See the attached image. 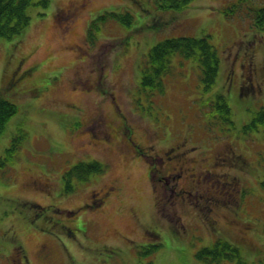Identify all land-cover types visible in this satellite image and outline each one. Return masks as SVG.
I'll return each mask as SVG.
<instances>
[{
    "label": "rangeland",
    "instance_id": "obj_1",
    "mask_svg": "<svg viewBox=\"0 0 264 264\" xmlns=\"http://www.w3.org/2000/svg\"><path fill=\"white\" fill-rule=\"evenodd\" d=\"M53 1L44 9H29L31 27L24 38V32L0 37V94L17 107L0 136V160L6 162L0 166V264H23L25 258V264H209L197 253L218 237L236 245L244 262L258 260L246 256L239 235L254 247L264 239V124L252 121L264 106V93L236 97L232 89V96L225 97L234 120V128L225 132L248 143L249 159L255 155L254 178L244 186L252 171L214 159L227 142L222 136L213 143L214 133L196 125L197 112L189 110L183 123L173 121L178 116L165 119L173 123L170 135H157L149 118L158 124L163 114L151 101V91L139 85V73L146 52L169 36L167 30L196 36L208 32L220 56L215 84L200 92L198 79L188 84L175 80L158 101L161 97L163 106L174 112L175 105L187 107L190 88L200 97L197 105L214 95L222 97L228 68L233 71L229 83L241 75L254 88L264 81L263 43L255 47L253 63L243 62L244 50L254 35L264 41L263 23L252 24L245 16L230 14L227 5L223 8V2L236 0H191L182 12L170 2L160 6L163 0ZM104 9L130 12L131 25L99 17L95 29L91 25ZM158 15L165 21L161 25L155 22ZM190 128L189 144L197 147L170 150ZM133 142L143 150L137 152ZM233 147L240 148L235 142ZM147 150L166 153L169 160H154ZM94 158L101 161L100 172L64 183V171ZM178 161L186 162L187 169L180 171ZM152 164L158 171L149 175ZM234 175L238 182L221 189L223 179ZM106 186L115 187L107 204L77 209L99 198L90 194ZM157 243L161 246L151 250Z\"/></svg>",
    "mask_w": 264,
    "mask_h": 264
},
{
    "label": "trees",
    "instance_id": "obj_2",
    "mask_svg": "<svg viewBox=\"0 0 264 264\" xmlns=\"http://www.w3.org/2000/svg\"><path fill=\"white\" fill-rule=\"evenodd\" d=\"M53 2H55V0ZM167 2H170L171 6H174L175 10H177L178 12H182L188 9L191 0H163L162 5L160 6H165L166 5L165 3ZM250 2L252 3L251 0ZM250 2L249 0H236V1H231L229 3L223 2L224 4L223 3L222 4L224 5L223 8L227 5L226 9L230 14L234 13L239 16H245L246 18L250 19L252 24H259L260 22H262L263 24H261V26L264 27V4L254 5L252 3L253 4L252 5L250 4ZM50 3L51 0H0V37L9 38L15 35H18V37H20L21 33L24 32L23 34V38H24L26 34L29 32V28L31 27L30 26L31 17L29 14V9L31 7H39L41 9H44L48 7ZM139 3L140 5H142L141 1ZM247 4L250 6L249 12L246 10ZM125 8L129 10V8L127 7ZM50 13L52 14V11ZM129 13L130 12L124 10L123 13H121V12H116L114 9H104V11L99 16L97 15L91 26H94V28L96 29L97 28L96 22L98 23L99 20H103L106 18L115 19L126 25H131L133 16L131 15V13L130 14ZM175 16H176L175 12L167 16L168 22ZM97 18H99V20H97ZM155 22L157 23V25H161L165 21L162 20L161 16L158 15V20H155ZM170 23L172 24V22ZM167 32H169L167 34L169 35L168 37L159 40L148 49V51L146 52V59L141 62L140 73H139V85L142 88L144 89L147 88L151 91L150 93H152L151 95H153L152 97H150L151 101L153 103L158 104L157 107H159V109L162 111L163 114L158 124L155 123V121L153 120L154 117L149 118L152 121V123H154L158 128V132H156L157 135L159 136V134H161L164 131L165 133L166 132L168 134L170 133L169 131L170 125H173V123L172 122L166 123L165 119L167 120L172 116H178V118L174 119L173 121L176 123H183L187 121L186 116L187 113H189V110L197 112L196 116L199 119L196 122V125L201 127L202 129L204 128L203 130L205 133L206 132L207 133L210 132L211 134L214 133L213 136L214 139L212 140L211 138L212 142L216 143V141L222 139V136L224 137L222 140L225 141V143L227 142L226 143L227 147L226 145H223L222 147H220V150H218L215 153V155L213 154L214 159L221 164L224 163H227L228 165L230 164L232 165V168L242 169L243 171H247V170L252 171L250 178L248 177L244 181L246 182L244 186H246L254 178L255 167L253 161L255 155L252 154L253 159L252 158L249 159L245 152V149L249 148L248 143L243 142L242 140L239 139V137H237L232 133L228 134V132H225V130H227V128L229 127L231 129L234 128V120L232 118L233 113L231 110L230 103L226 98L228 97V95L232 96V91H233L232 89L235 90L236 97H240L239 96L240 94H243V97L245 96L253 97L251 94L254 95V92L257 93L256 97H262L264 93V88H263L264 81H261V83H259L260 84L259 86L257 85L256 87L253 88L251 81H246L244 83V80L240 78L241 75H239V79H236L235 81L229 83L228 81L230 79H233V77H231L232 73H230V68H228V73L225 76V80H227V82L225 81L221 85V87L224 89V93L219 94L222 97H218L214 95V97L208 99L207 102H202L200 105H197L196 100L197 102H199L198 99L200 97H194L192 90L193 88L192 89L190 88L189 89L190 91L189 90L186 91L187 93L186 95L190 99V102L187 105V107L175 105L174 107L175 109L173 112L171 108L167 106L165 107L163 106L164 105L162 102L163 99H161V97L168 95L167 93L169 92V89H172L175 80H180V81L183 80L184 82H186V84H188L190 81L193 80L197 81L198 79L199 80L198 85H200L199 88L200 92L209 90L215 84L218 75L220 56L218 54V51L211 44L210 41L211 35L208 32H205L199 36L175 34V32L177 31H170V29L167 30ZM261 40L262 38L257 35H254L252 38L249 39V42L247 43L248 47L247 49L244 50V53L246 54L244 58L246 59L243 60V62L246 61L250 63L254 60L253 57H254L255 47L259 45V43H263L262 45L259 46H261L262 49L264 50V41ZM224 51L225 49H223L221 53L223 54ZM194 65L196 66L197 71H195ZM262 67H263L262 69L264 75V65H262ZM191 69H194V71H192ZM27 72L28 70L26 69L25 73ZM236 85L238 86L236 87ZM185 87L187 88V85ZM251 87L253 88V90L251 89ZM258 89L261 91H259ZM215 91L216 90H214V92ZM226 91L228 92L227 94ZM214 92L212 91V93ZM158 96H161L159 97L160 101H158ZM2 97L5 96H2L0 94V136L3 135L5 125L7 124L9 119L16 113V109H17L16 105L13 102ZM166 107L168 108V110ZM255 115L257 116L252 118L253 123L255 121H260L262 124H264V106H262L259 109V112ZM159 128H162L163 131H160ZM194 128H195L193 129L194 132L197 133L198 129L196 127ZM210 128H213L212 132L211 130H207ZM190 129L191 131H188L186 136L180 138L177 142L174 143L175 145H171L169 149L172 150L177 148L176 151L178 152L181 151L182 153L186 149L189 150L197 147L189 144V138L193 133L192 128ZM125 130H129L127 123H125ZM175 134L177 136H180L179 133L175 132ZM161 137L163 138V133L162 135H160V138ZM187 141L188 144L186 143ZM233 142L237 143L240 146V148L235 149L233 147ZM12 144L13 145H11V147L9 148L10 150H12L13 147L16 145L15 142H13ZM134 145L137 146L138 144H134ZM141 148L137 146L136 151L143 150ZM9 149H7V151H9ZM149 150H147V152L146 151L144 152L150 153V151L155 150V147L152 150L150 151ZM256 150H260V148ZM140 154L143 155L144 153L140 152ZM165 154L162 153L160 154L156 152L155 155L150 153V156L152 155L151 158L154 160H159V158L161 159L166 158L168 161L169 159ZM202 154H203L202 158L207 157V155L205 156L206 153L202 152ZM175 156H178V154H174V157ZM190 157H191L190 160H192L193 159L192 157L195 156L192 155ZM94 160L99 161L96 158L86 162L85 160H80L77 163V165H75L71 170L69 169L70 170L68 174L69 177L67 176L68 179L66 178L67 181L65 182L66 183L71 182L72 184L73 178L86 179L87 176L90 175L91 173L100 172L101 161H99V163H96ZM4 162H5L4 159H1L0 166ZM185 163L186 162L178 163V168L180 169V171L187 169V165L185 166ZM171 166L173 170L176 169L175 165H171ZM148 171L150 175L155 171L157 172L158 168L157 166L155 167V164H152L151 166H149ZM73 172L74 174H72ZM237 177L238 176L234 175L230 179H223L222 183L221 184L219 183L221 189L228 188V186L232 188L233 186L231 187V185L234 184L235 181L238 182ZM221 179L222 178H220V180ZM157 187L158 186L156 185L155 188ZM155 188L152 187V190L156 191L157 189ZM239 188H241L242 190L243 186ZM218 189L220 188L218 187ZM241 190L237 194L236 200L239 199ZM101 196L102 195H100L98 199H100ZM98 199L96 198L95 200L94 199L91 200L92 201L91 205L95 206L97 203L96 201ZM108 200H106L105 204L108 203ZM154 227L160 228L155 225ZM251 230H253V228H251ZM149 231L151 230L149 229ZM150 234H152L153 237L154 235L158 237L157 232H151ZM254 234L257 235L256 232ZM239 240L242 242L239 244L242 246L246 256L252 255L254 257H259L258 260L244 262V260L240 256L239 248L230 241L222 237H218L211 247L203 248L202 250H200L197 253V256L201 258V254H202L203 259H207L209 264H232V263L233 264H264V239L262 237L260 238L259 246L256 247H254L251 244V242L246 236L243 237L242 235H239ZM159 246L160 243L159 245L154 244L152 245L151 250H154ZM207 256H211L212 258L210 259L205 258ZM212 259L215 260V262H212L211 261Z\"/></svg>",
    "mask_w": 264,
    "mask_h": 264
},
{
    "label": "flooded vegetation",
    "instance_id": "obj_3",
    "mask_svg": "<svg viewBox=\"0 0 264 264\" xmlns=\"http://www.w3.org/2000/svg\"><path fill=\"white\" fill-rule=\"evenodd\" d=\"M231 73H232V70H231ZM259 91H261V90H259ZM113 184H115V183H113ZM114 188L115 187H109V186H106V187H103V188L101 187V188L97 189L95 192L91 193V196H94L96 194H98L99 196L102 195L100 199L97 198L98 200H97V203H96L97 205H99L101 207V206H103V203L106 202V200H108V198H110V195H111L110 193L113 192ZM171 191H173V189H171ZM84 204L91 205V203L88 202V201L84 202L82 205H84Z\"/></svg>",
    "mask_w": 264,
    "mask_h": 264
}]
</instances>
